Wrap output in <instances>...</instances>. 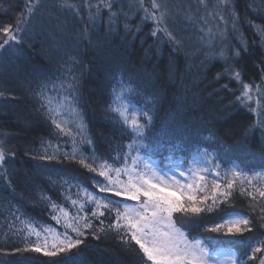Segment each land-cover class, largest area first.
<instances>
[{
	"label": "trees",
	"instance_id": "trees-1",
	"mask_svg": "<svg viewBox=\"0 0 264 264\" xmlns=\"http://www.w3.org/2000/svg\"><path fill=\"white\" fill-rule=\"evenodd\" d=\"M27 3L0 0V28L11 25L14 29L23 19ZM66 3L75 8L62 6V0H40L28 24L21 25L25 28L21 43L9 42L0 49V92L4 93L0 95V146L7 153L0 169V264H145L134 241L125 236L126 244L116 230L109 229L114 213L105 210L104 216L94 217L91 206L87 207L91 227L84 229L79 238L82 243L70 252L46 257L42 252L15 249L35 242L29 236L30 223L64 231L62 213L85 201L83 189L105 201L136 204L99 191L106 182L98 174L100 164L122 166L123 160L117 156L127 155L134 140L109 112L118 76L140 90L139 96L127 97L133 105L152 109L149 138L164 130L187 150L183 154L206 148L219 154L221 168L236 160L248 169H264V127L258 126L264 111V0H157L167 9L165 23L181 41L180 46L167 42L162 32L151 35L155 21L145 20L144 10L159 12L151 8L150 0ZM90 15L95 23L89 21ZM4 38L0 32V40ZM234 72L240 73V81L235 80ZM69 75L79 81L76 112L61 108L58 122L62 114L72 113L77 125L83 124L86 140L78 126L61 123L68 134L56 129L37 94L42 85H48V95L55 97L53 107H59L62 96L51 86ZM241 81L261 86L260 93H250L253 100L249 104L255 111L237 99ZM73 152L75 159L71 158ZM245 152L255 154L256 159L248 162ZM45 155L54 158H39ZM81 157L97 172L79 163ZM207 182L210 185L211 179ZM245 188L241 195L237 183L226 203L201 213L198 219L200 225H214L226 218H248L252 231L226 235L196 225H189L186 231L190 238L200 237L210 251L213 242L227 252L234 251L238 264H264V251L255 253V258L251 251L258 241H264V198L255 192L253 201L247 194L253 189ZM223 191L221 182L218 199ZM73 201L77 203L73 205ZM179 217H174L178 223Z\"/></svg>",
	"mask_w": 264,
	"mask_h": 264
},
{
	"label": "snow or ice",
	"instance_id": "snow-or-ice-1",
	"mask_svg": "<svg viewBox=\"0 0 264 264\" xmlns=\"http://www.w3.org/2000/svg\"><path fill=\"white\" fill-rule=\"evenodd\" d=\"M39 4L40 0H28L25 15L23 19L17 21L15 28L13 29L11 25L0 28V32L6 37L0 40V49H4L9 42H12L13 45L21 43L25 31L21 25L28 24V18L36 11ZM150 4L152 9L159 12L157 15L156 11L144 10V19L155 21L156 27L151 35L155 37L158 31L162 32L163 36L167 37V42L180 46L181 41L168 30L165 23L167 9L157 3V0H150ZM62 6L75 8L74 5L67 4L66 0H62ZM104 6L111 10L110 3H106ZM141 7H143V3H141ZM89 21L95 23V17L90 15ZM233 26L235 27V25ZM233 75L235 80L240 81L239 72H234ZM78 83V78L75 75H69L67 80L51 86L57 95L62 96L59 107H53L55 97L48 95V85H42L37 93L42 101L41 108L45 109V115L56 129L65 134H68L65 127H62L58 122L60 109L76 112L75 101ZM253 90L260 93L261 86L241 81V95L237 99L241 104L248 106L250 111H255L249 104L253 100V96L250 95ZM111 91L112 99L109 104V112L113 114V119L116 122L131 132L134 140L133 144L128 145L130 152L127 155L117 156V160H123L122 166L114 167L106 161L100 164L101 170L98 174L105 177L108 184L100 186L99 191L111 193L115 197L123 196L128 200L136 201V204L128 205L123 204L120 200L111 199L105 201L94 195H89L90 201L96 205V210L92 211L91 215L95 217L98 213L99 216H104L105 212L100 211L101 208L109 213H114L113 223L109 225V229L116 230L120 240L126 244L128 241L124 239L125 236L134 241L146 258L145 264L147 262L150 264H221L220 256L225 252V249L219 248L213 242L212 251H210L209 247L201 242L200 237L190 238L186 228L189 225H196L203 227L206 232L221 233L223 231V234L226 235L252 231L248 218H226L223 223L214 225H200L198 218L201 213L212 212L219 203H226L232 194L230 190H233L237 183L241 195L247 191L245 188L247 185L253 189L252 192H247L253 201L257 199L254 195L255 192H259V196L264 198V186L257 188L253 184L254 180H264V169H248L242 167L236 160L228 162L227 167L221 168L218 162L219 154L209 153L206 148H197L194 152L183 154L187 150L164 130H161L157 136L149 138L147 132L152 126L154 118L152 109L133 105L127 99L129 96H139L140 90L130 81L118 76ZM3 94L0 92V95ZM152 103L154 106L155 102L152 101ZM256 103L259 106V100ZM258 126L264 127V111L260 113ZM77 130L82 139L86 140L82 123L78 125ZM88 142L90 143V141ZM2 143L0 141V145ZM165 151L168 153L166 156L163 155ZM243 156L248 162L256 159L255 154L250 152L243 153ZM6 157L7 153L4 147L0 146V169L4 168ZM39 158L50 160L54 157L45 155ZM65 158L69 157L66 155ZM71 158H76L75 152ZM261 159H264V154ZM79 163L90 171L97 172V168L86 162L83 157L79 159ZM109 173L113 175H109ZM177 175L183 180L178 179ZM209 176L212 177L210 185L207 182ZM217 177L219 180L216 179ZM221 182L224 183L225 191L220 193L218 199L217 193L220 190ZM64 183H68V181H64ZM209 187L212 189L211 193H209ZM198 193H203V195L200 196ZM41 199L48 198L42 196ZM209 200H211L210 205L206 204ZM49 203H52L50 199ZM76 203L73 201V205ZM52 207L57 206L52 204ZM83 209L84 205L80 204L79 210L83 211ZM176 214H180L179 223L174 218ZM64 216L67 217L68 213L64 212ZM86 217L87 214L79 219L86 220ZM261 219H264V209H262ZM73 220L75 221L76 218L74 217ZM100 223L103 224V221ZM27 226L31 229L29 236L35 235L37 241L30 242L24 248L15 249L16 252H42L46 257H56L60 253L70 252L82 243L80 239L69 237L67 231L63 233L64 238L62 239L61 234L52 233L48 228L37 231L30 224ZM67 227L78 236L84 235L83 231L73 222H69ZM83 227H91V223L85 222ZM100 231H104V229H100ZM42 232L45 234L41 239ZM50 235L51 242H49ZM27 238L25 237V239ZM251 251L252 258H255V253L264 251V241H258L254 247H251ZM67 259L71 261L72 257H67ZM227 259L229 264H238V258L230 251Z\"/></svg>",
	"mask_w": 264,
	"mask_h": 264
},
{
	"label": "rangeland",
	"instance_id": "rangeland-1",
	"mask_svg": "<svg viewBox=\"0 0 264 264\" xmlns=\"http://www.w3.org/2000/svg\"><path fill=\"white\" fill-rule=\"evenodd\" d=\"M60 123H66L67 126H69V125H71V126H78L77 123H76V121H75L74 115L72 113L62 114ZM177 178L183 180V178L179 177L178 175H177ZM209 179H212V177L209 176ZM216 179L219 180V177H217ZM105 181L106 182L104 184H102L101 186L108 184V181L107 180H105ZM253 182H256L258 184L264 185V180H259V181H255L254 180ZM89 195H94L97 198L103 199L98 194H96V193H94V192H92L90 190L83 189L81 191V196L84 198L85 201L84 202H79L77 205H75L74 210H72V211L65 210L62 213V217H63L62 218V221H63L62 224L65 227V230L64 231L63 230H60L58 228H55L53 226H50V225H36V224H33V223H30V225L32 226V228H35L37 231H40L42 228H48L52 233L61 234V238L62 239L64 238L63 233L65 231H67L68 236L71 237L72 239H79L80 236H78L77 233L73 232L70 228H68L67 227V224L69 222H73V223H75V226H77V227L80 228L81 231H84L85 228L83 227V225H84L85 222L88 221L87 220V217L89 216V213L87 212V207L88 206H91V210L92 211H95L96 210V205L93 202L90 201ZM177 195H179V194H177ZM80 204H83L84 205L83 211H80L79 210ZM129 205H135V204H129ZM100 211H105V209L101 208ZM64 212H67L68 213V216L67 217L64 216ZM85 214H87L86 220L79 219L80 217H84ZM97 215H99V214L97 213ZM74 217L76 218L75 221L73 220ZM30 230L31 229L29 228V232H30ZM44 234L45 233L42 232L41 239L43 238V235ZM31 236H32L33 240L36 242L37 241L36 236L35 235H31ZM51 239H52V237L50 235L49 236V242H51ZM231 252H232L231 254H233L236 257L235 252L234 251H231ZM227 255H228V252L227 251L221 253V256H220L221 264H229V261L227 259Z\"/></svg>",
	"mask_w": 264,
	"mask_h": 264
}]
</instances>
